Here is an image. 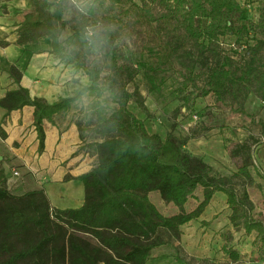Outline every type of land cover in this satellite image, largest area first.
Masks as SVG:
<instances>
[{"label":"trees","instance_id":"1","mask_svg":"<svg viewBox=\"0 0 264 264\" xmlns=\"http://www.w3.org/2000/svg\"><path fill=\"white\" fill-rule=\"evenodd\" d=\"M10 1L0 0L3 12ZM29 1L14 43L22 47L48 38L51 53L81 70L88 83L49 103L31 97L20 84L21 69L12 64L7 73L15 88L0 97L5 111L0 123L14 110L32 106L41 153L44 122L55 124L56 117L81 104L82 114L74 124L95 161L75 177L83 186V202L69 208L53 207L42 188L11 192L0 167V264H149L152 251L173 246L181 226L200 216L217 191L226 195L230 221L255 232L264 255V221L253 216L245 189L252 182L251 147L261 138L237 143L230 154L238 159V171L220 175L188 153L172 131L164 137L150 132L128 107L134 102L149 114L135 83L138 75L155 101L165 105L177 99L184 110L194 96L212 95L243 113L250 93L264 102V3L255 20L238 0H95L86 16L70 11L68 18V0H58L54 12L50 0ZM97 22L114 30L103 59L94 64L81 32L85 24ZM66 28L70 34L61 38ZM134 37L140 44L134 52L126 51ZM226 38L237 45L234 54L224 49ZM7 44L0 39V46ZM130 83L132 89L127 88ZM180 112L181 107L175 111ZM260 126L264 136V123ZM0 135L6 137L1 127ZM198 188L202 199L186 211L185 203ZM151 192L178 212L162 214L151 202Z\"/></svg>","mask_w":264,"mask_h":264},{"label":"rangeland","instance_id":"2","mask_svg":"<svg viewBox=\"0 0 264 264\" xmlns=\"http://www.w3.org/2000/svg\"><path fill=\"white\" fill-rule=\"evenodd\" d=\"M50 1L51 10L54 12L58 0ZM238 1L248 17L258 19L260 4L264 3V0ZM70 15L71 12L67 11L64 17L68 18ZM69 34L70 30L66 28L61 38H66ZM230 42L231 40L226 38L223 47L232 54L237 45H232ZM75 43L79 44L80 40L76 39ZM138 44L140 40L136 37L128 40L126 51L134 52ZM58 59L55 58V72L60 71L56 82L61 95H70L79 85L88 83L86 75L81 70ZM135 83L143 96L149 114L147 116L134 102H130L128 107L144 121L147 129L150 132H158L162 137L172 131L179 140L183 141L188 153L203 159L220 175L232 176L238 171V159L230 154V150L237 143L245 139L252 143L251 136L255 138L261 136L260 123H264V102L254 93H250L243 103L245 113L225 107L212 95L194 96L190 106L184 110L177 99L169 100L165 105L155 101L147 92L140 75L136 77ZM133 86L134 84L130 83L127 88L132 89ZM86 102L85 99L84 104ZM180 107L181 112L175 113ZM81 108V104L74 105L67 114L55 118V136L51 141L53 151L47 161L50 166L52 165L51 173L47 172L48 178L42 180L48 185L47 187L50 186L48 194L55 202L65 199L71 191H79L80 196L82 195L80 182L68 179V176L72 173L85 172L95 161L93 153L84 148L77 136V130L69 131L75 126L74 120L82 114ZM193 113L198 115L195 122L191 119ZM29 128L30 124H25L23 129L12 125L6 140L1 141L0 138V155L6 156L7 169L11 171V179L6 185L13 193L25 192L40 181V179L35 180V176L32 179L29 167L23 168L24 164H22L28 158L34 159L36 154L37 139L35 132L32 133ZM255 147L252 149L253 163L249 167L252 182L246 185L245 189L254 205L253 216L264 221V169L258 149ZM14 171L17 174H14ZM25 179L28 184L19 190L16 189V185ZM240 188L241 186H238V189ZM149 198L164 215L178 212L176 206L163 202L157 192L149 193ZM201 199V188H198L185 203V210L194 209ZM230 214L231 209L226 195L220 191L215 192L200 216L181 226L180 239L173 246L155 248L152 251L149 264H264V255L256 243L255 232L248 233L241 226H234L230 221ZM231 251L237 253V256L234 257Z\"/></svg>","mask_w":264,"mask_h":264},{"label":"crops","instance_id":"3","mask_svg":"<svg viewBox=\"0 0 264 264\" xmlns=\"http://www.w3.org/2000/svg\"><path fill=\"white\" fill-rule=\"evenodd\" d=\"M29 9V0H12L8 2L6 12H3L0 7V39L8 42L6 46H0V97L4 95L6 90L15 88V84L12 83V80L7 73V69L12 64H15L22 71L20 84L29 90L31 97H42L47 102L52 103L63 95H61L60 88L58 86V83L56 82L60 71L58 73L57 71L55 72L56 57L51 53L52 47L50 40L46 37H43L38 39L34 43L27 44L22 47L17 46L14 43L16 40V27L22 21L23 14ZM4 112L5 111L0 108V121ZM25 124H30L29 129L32 133L35 132L36 137V131L33 126V107L29 105H26L21 109L14 110L6 118V121L4 123H0L1 129L6 133L5 138H1L0 135L1 141H4V139L6 140L9 134V129L12 125L19 126V128L23 129ZM43 128L45 132L44 150L41 153L37 151V140V145L35 148L36 154L34 155L35 158H28L27 160L22 162V164H24L23 168L29 167L32 179L33 176H35V180L40 179V181H37V184H34V186L29 190L38 188L44 189L53 207L69 208L72 207L71 205H74V207H78L83 202V186L81 182L75 177L81 175L82 173H85L89 169L85 172H82L81 174L72 173V175H69L68 178L75 179L80 182V190L82 194L81 196L79 194V191H71L65 199H60L56 202L55 200H52V198L48 194V190L51 188L50 186L47 187L48 185L43 183V181L48 178L47 176H49L47 172L51 173L50 169L52 168V165L50 166L47 161L48 156L53 151V147H51V141L53 136H55V125L45 121L43 124ZM76 130V126H73V128L71 127L69 131L74 132ZM259 138H261V141H258L252 145L251 154L253 152V147L256 146L255 148L258 149V153L262 160L264 169V136L261 135ZM6 160V156L0 155V167H2L4 170L6 183L8 184L11 179V171L9 172L7 169ZM27 182V179H25L24 181L22 180L21 183L16 185V189L19 190L21 187L28 184ZM7 188L9 189L8 186ZM22 193L23 192L16 194Z\"/></svg>","mask_w":264,"mask_h":264},{"label":"clouds","instance_id":"4","mask_svg":"<svg viewBox=\"0 0 264 264\" xmlns=\"http://www.w3.org/2000/svg\"><path fill=\"white\" fill-rule=\"evenodd\" d=\"M95 6V0H68L69 11H74L83 16H86L90 8ZM113 30L114 26L99 22L84 25L81 37L92 63L98 64L103 59L109 33Z\"/></svg>","mask_w":264,"mask_h":264},{"label":"built area","instance_id":"5","mask_svg":"<svg viewBox=\"0 0 264 264\" xmlns=\"http://www.w3.org/2000/svg\"><path fill=\"white\" fill-rule=\"evenodd\" d=\"M197 117H198L197 113H193V114L191 115V119H192V121L195 122V121L197 120ZM263 142H264V141H263ZM14 174H17V172L14 171Z\"/></svg>","mask_w":264,"mask_h":264}]
</instances>
